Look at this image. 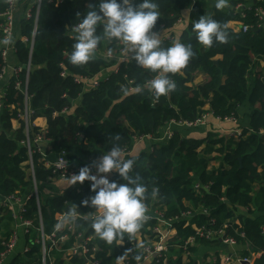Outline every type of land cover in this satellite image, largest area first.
Returning <instances> with one entry per match:
<instances>
[{
    "label": "trees",
    "instance_id": "16d2710c",
    "mask_svg": "<svg viewBox=\"0 0 264 264\" xmlns=\"http://www.w3.org/2000/svg\"><path fill=\"white\" fill-rule=\"evenodd\" d=\"M153 2L158 5L160 13L153 29L157 33L171 31L183 13L190 12L189 22L179 37L162 41L161 46L168 48L180 42L191 45L194 53L180 72L168 74L176 84L175 91L158 100L147 88L156 73L138 67L131 57L127 62H118L117 69L99 79L97 86L89 91L84 89V80H95L118 61L93 57L84 65H72L68 59L76 42V33L74 37L70 36L73 27L87 14L90 6L99 4V0H43L37 26L34 18H24L22 36L28 42L18 41L15 51L21 66L29 62L32 65L27 86L29 106L34 111L29 138L34 141L42 133L33 122L45 118L48 128L44 138L51 147L47 156L65 153L82 162L99 161L114 146L123 151L131 149L134 142L143 137L160 139L162 130L171 123H194L206 114L214 118H240V108L247 106L249 126L241 127L240 138L213 134L203 140L187 138L184 135L187 128L174 126L173 136L168 141L152 140L150 152L144 151L132 158L134 166L129 175L139 177L146 186L147 206L159 201L158 206L164 211L166 220L181 217L190 209L186 204L203 207L210 216H196L191 222L193 226L209 227L211 219L215 220L218 230L227 225L226 236L237 240V246L243 251L242 257L256 255L252 264H264V69L256 73L252 70L256 59L264 60V26H260L257 15L258 9L264 11V0H254L241 14L217 9L212 17L208 16L201 1ZM7 8L8 3L0 1V16ZM201 16L214 19L223 26L228 34L226 43L214 42L210 47L199 44L192 25ZM231 22H241V31L229 28ZM1 23L3 19L0 17ZM244 26L249 27L247 32H243ZM97 34L102 37V25L98 26ZM97 50L100 54L117 58L122 48L117 41L102 38ZM3 67L0 55V76ZM199 73L208 79L202 85H191ZM24 79V75L19 78L23 83L21 89L16 88V80L11 81L4 108L0 110V198L16 194L30 197L23 220L33 222V229L25 235L28 251L16 256L11 264H42V245L36 241L40 239V230L46 238L52 237L56 233L57 217L67 215L69 211L76 214L75 223H72L75 230L65 232L70 240L62 244L61 250L47 243L53 248L47 264L52 261L53 264H66L64 251L73 245L79 234L95 236L98 257L104 264H113L114 258L128 250L127 246L135 241V236L129 240L125 235L127 245L117 247L115 241L110 245L95 235L91 222L96 211L82 205V201L94 195L91 182L72 185L61 195L43 198L40 210L38 208L34 183L42 190L60 179L46 167L45 155L39 151L33 154L34 175L30 173V157L24 144L27 141L26 124L21 119L26 104ZM138 88L141 90L137 91ZM15 121L21 125L17 130L13 126ZM116 134L121 137L119 141L114 139ZM214 152L218 153L215 160L220 161V167L210 169ZM109 180L126 183L115 172L111 173ZM197 184L200 185L198 189ZM153 189H158L155 197L152 196ZM157 220L151 217L149 226L154 228ZM14 222L12 213L1 207L0 262L12 238ZM175 228V243L195 235V229L185 227L184 223ZM213 243L219 244L220 241ZM111 250L113 254L109 256ZM190 252L193 253L194 248ZM70 264H83V261L76 257ZM159 264L183 263L169 260Z\"/></svg>",
    "mask_w": 264,
    "mask_h": 264
},
{
    "label": "clouds",
    "instance_id": "9594fccd",
    "mask_svg": "<svg viewBox=\"0 0 264 264\" xmlns=\"http://www.w3.org/2000/svg\"><path fill=\"white\" fill-rule=\"evenodd\" d=\"M227 0H217L215 7L223 9ZM158 5L153 0H99L73 27L76 33L75 43L69 54L72 65H84L94 55L101 39L117 41L123 45V50L130 54L140 68L156 73L155 78L147 83V88L158 100L176 89L175 82L168 74L180 72L194 55L191 45L175 42L171 47L161 46L160 33L153 31L160 13ZM79 16V14H78ZM102 25L103 34L98 35V26ZM192 31L199 44L210 47L214 42L226 43L228 34L223 26L214 19L201 16L193 23ZM4 44L10 43L4 40ZM141 89H137L140 91ZM116 134L114 139L120 140ZM134 160L122 159L118 146H114L103 154L98 162L82 167L78 174L71 176L72 185L91 182V192L94 195L82 201L85 207L93 208L98 213L91 222L95 235L102 241L112 244H123L125 235L131 240L141 229L146 219L145 199L147 188L139 177L129 175L133 169ZM95 168L96 174H92ZM118 173L126 183L110 182L109 173ZM158 194L153 189L152 196ZM76 207V206H75ZM75 213L69 211L61 223H75ZM132 249L116 258L117 264H124ZM135 259L139 261L140 257Z\"/></svg>",
    "mask_w": 264,
    "mask_h": 264
},
{
    "label": "built area",
    "instance_id": "2783aa9c",
    "mask_svg": "<svg viewBox=\"0 0 264 264\" xmlns=\"http://www.w3.org/2000/svg\"><path fill=\"white\" fill-rule=\"evenodd\" d=\"M42 2L43 0H38L37 3H35L34 7L32 9H29L25 15V18L28 20L34 18L36 26L38 23ZM7 3H8L7 11L4 13V15L0 16L3 19V23L0 24V44L3 43L4 40L6 39L9 40L13 36V28H12L13 14L17 8V0H9ZM257 15L259 17L260 26H264V11L262 9H258ZM248 30H249V27L247 26L243 27V32H247ZM70 36L74 37L75 32L71 31ZM24 42H28V40L25 39ZM118 45L119 47L123 49L122 44L118 42ZM32 51H33V43H32ZM0 55L4 62V67H3L2 75L0 76V80L8 76V86L0 93V110L4 108V101H5V98L8 92V87L11 81L16 80V88L21 89L23 83L19 81V78L22 75H24L25 77L24 79L25 88L23 90V93L25 94V97H26V104H25V109L21 115V119L26 124L25 133L27 135V141H24V144L26 145L28 149V154L30 157V161H29L30 173L33 176L34 175V167H33V161H32L33 154L35 151L41 152L40 143L44 142L46 139L44 138V132L38 135L34 139V141H31L29 138L30 122L34 115V111H32L29 106L27 86H28L29 79H30V73L32 71V65H31V62H29L25 66L15 67L13 71L8 75L7 50H3L0 53ZM106 59L114 60L116 58L109 54V55H106ZM117 60H119V62H127L129 59L123 58L121 60L120 59H117ZM256 60H260V59H256ZM263 67H264V63H263ZM91 80L92 79H90L89 81ZM85 81L86 80H84V82ZM77 82L80 83L81 81L77 80ZM97 82L98 81L94 82V86H97ZM207 117L208 115L206 114L202 116L201 118H199L198 120H196L194 123H171L168 125V127L171 128V126L173 125V126L184 127L187 129L201 128L207 125ZM216 119H218L220 123L230 124L232 126L227 131L228 137H234V138L241 137L242 130L240 127L241 123H240L239 118L235 116H230V117L228 116V117L216 118ZM172 136H173V132H169L167 136L160 138V139L155 140L152 137L148 136V137H143L141 139H137L135 143L137 141H144V140H150V141L154 140L159 143H165ZM121 153H122V159L127 160L129 159V156L131 154V149H124L123 151H121ZM94 162H98V161H89L82 165H73L72 161H70L69 155L62 153L58 155L57 160L51 165L47 166V168L53 170V173L57 174L60 180L71 181V176L78 174L82 167L91 166ZM93 173H96L95 168H92V174ZM34 185H36V183H34ZM195 187L196 189H198L200 185L197 184ZM34 195L38 201V208L40 210V199L37 194V190H36V194L34 192ZM29 198L30 197L28 196L23 197L18 194L12 195L11 197H7V198H0L2 199V202H0V208L4 207L7 211L12 213L13 218L15 220L19 219L21 221V225L24 228V230H27L26 234L30 233L31 230L33 229L32 221L23 220V214L26 211L25 208L27 206ZM158 204H159L158 200L152 203L151 206H147L145 203L146 212L149 211L150 208L154 206H158ZM163 214H164V211H162V208H161L159 213L151 216V217L158 218L156 222V226L154 228L149 226L151 217H148L146 215V219L143 221L142 227L146 226L147 234L150 238H152L151 239L152 243H149V245L140 246L139 242H137L136 235H135V241L129 243L127 246V249L128 250L132 249V252L129 254L128 258L124 261V264H159L161 261L166 263L167 261L170 260L169 255H171V249H174V248H179V250L182 251L183 254H185L187 257H190L193 255V253L190 252V249L193 248L197 243L201 241L209 242V241L219 240L222 244L228 245L230 247H235L238 245L237 240L234 237L226 236V229L228 228V226L226 225L223 229L218 230L216 228V222L214 219L210 220L209 227L206 226V227L198 228L196 225L195 226L192 225L191 222L195 219L196 216L200 214H204L206 217L210 216V212L204 209L203 207H200V208L190 207V209L187 212H184L181 214V217L179 216L171 220H166ZM65 216L66 215H59L57 217L58 223L62 224ZM94 217L95 216L93 215V218ZM159 223H164L168 226H174V227L176 225L179 226L181 223H184L185 227L191 226L193 229H195V235L188 238L184 242L182 240L178 244L175 242L172 243L173 245L164 244L161 241L158 242V240H156V236H154V234L158 232ZM74 230L75 229L72 223L63 224L62 227H60L59 229L56 227V233L52 237H48V238L45 237L43 230H40V239L38 241L42 245V254H43L42 264H47V258L49 257L53 249L52 247H54V249L56 250H61L62 244L70 240V236L66 234L65 232L74 231ZM262 232L264 235V227L262 229ZM58 235H61L59 239L57 238ZM241 236L243 237L244 235L241 234ZM17 241H18V238L16 234H13L10 242L6 245V251L1 255L2 259L7 254H9L15 249ZM48 242L52 243V247H48L49 246V244L47 245ZM126 245L127 243L123 242V244L121 245L117 244V247L126 246ZM27 251H28V248L26 249L25 252ZM98 252H99V248L97 246V241H96L95 236H87L85 234H79L75 238V242L73 243V245L68 250L64 251V255H65V259L70 262L72 261L73 258L78 257L83 261V264H104L103 259L98 257ZM112 254H113V250L109 252V256H111ZM136 256L140 257L139 261L137 260L133 261ZM243 263L251 264L252 260L250 258H243L242 256L240 258L237 257L234 259L233 254H228L225 256L224 259L222 258L221 264H243ZM52 264H53V261H52ZM113 264H117L116 258H114Z\"/></svg>",
    "mask_w": 264,
    "mask_h": 264
},
{
    "label": "crops",
    "instance_id": "0c3cea01",
    "mask_svg": "<svg viewBox=\"0 0 264 264\" xmlns=\"http://www.w3.org/2000/svg\"><path fill=\"white\" fill-rule=\"evenodd\" d=\"M0 1L8 2L9 0H0ZM37 1L38 0H17V8L13 14V24H12L13 36L9 39L10 43L0 44V53L3 50H7V53H8V56H7L8 75L13 71L15 67L21 66L20 61L18 57L16 56L15 44L20 40H24L22 36V21L25 18L26 12L29 9H32L35 3H37ZM197 1H201L205 4V7L208 12V16L212 17L214 11L217 10V8L215 7L217 0H193V3ZM252 2L253 0H227V6L219 10L223 12L235 11L236 14H241V12H244L250 6V4H252ZM235 3H237L236 6H234ZM189 19H190V12L183 13L180 19V22H178V24L173 29H171V31L160 33L161 42L165 40H169L170 38L177 39L179 37L180 31L189 22ZM228 26L229 28H231L232 30L236 32H239L242 29L241 22H231ZM171 35H173V37H171ZM93 57H100V58H103V60H107L106 55H103L102 53L100 54L98 50L95 51L92 58ZM116 57H117L116 59L121 60L123 58L129 59L131 56L130 54H128L122 49L121 54ZM118 62L119 60L116 61L115 62L116 64H114L113 66L105 69L97 78H95V81H99V79L104 78L108 76L110 73H112L113 71H115L119 65ZM263 63H264L263 60H256V62L254 63L252 67L253 72L256 73L260 71L262 68L264 69ZM207 79L208 78L204 74L199 73L194 77L191 85H202L203 83H205ZM95 81L86 80L84 82V89H86V91H89L92 88H94ZM7 86H8V76L0 80V93ZM206 109H208V107ZM248 114H249V110L247 106H243L240 108L239 110V117H240L239 119L241 123L240 127L248 128L249 126ZM13 126H14V129L17 130L20 128L21 125L19 122L15 121L13 122ZM33 126L39 128L40 131L42 132H46L48 128L47 120L45 118H38L33 122ZM231 127L232 126L230 124L220 123L218 119L214 118L212 115H208L206 126L201 127V128L190 129V130L184 129L185 130L184 135H186L187 138H195V139H202V140L205 139L209 134L218 135L220 137H227V131ZM174 129L175 127L173 125L171 126V128L166 126L162 130L160 138L167 136L169 132L174 133ZM1 131L2 130H0V132ZM151 145H152V141L150 140L137 141L131 148V154L129 156V159H132L133 157L139 155L140 153L144 151L150 152ZM201 149L202 150L205 149V145ZM40 150H41V153L45 155L46 167L51 165L57 160L58 158L57 154L52 153L48 156L46 155L51 150V147H49V144L47 141L40 143ZM211 157L213 158V160L210 163V169L219 168L220 161L215 160L218 157V153L214 152ZM69 158H70V161H72L73 165H82L84 163L89 162V161L82 162L80 159H78L75 156L74 157L69 156ZM95 174L96 173H93V175ZM109 178H110V173L108 174V179ZM86 182H89V181H86ZM70 186H72L71 181L54 180L51 184L46 185V188L45 189L43 188L41 192H42L44 199L46 200L52 196L61 195ZM0 202H2V199H0ZM186 205L191 207L190 204H186ZM159 212H160V208L158 206H154L150 208L149 211L146 212V215L148 217H151L152 215H156ZM97 214L98 213H95L94 216H96ZM241 214H245V213L242 212ZM141 229L143 230L141 231ZM141 229L136 234L137 242H139L140 246L149 245V243H152V240H151L152 238L148 236L146 226L142 227ZM12 230H13L12 233L16 234L18 238L16 247L12 252L7 254L2 259L0 264H11V262L16 256L23 254L28 248L26 239H25L26 234L25 235L23 234L24 228L22 227L21 221L19 219L15 220ZM176 235H177L176 228L174 226H168L164 223L158 224V232L154 234L158 242L161 241L162 243L169 244V245H173L172 243ZM36 241H38V239ZM209 242L211 243L209 245H204L202 244V242L197 243L193 247L194 252H193V255L190 257H187L185 254H183L182 251L179 250V248L171 249V255H169L170 261L180 260L182 261L183 264H190L192 262L194 264H216L218 262L221 264L222 258L224 259L225 256L228 254H233L234 259L237 257L240 258L241 256H243L242 248L239 246L230 247L228 245L222 244L221 242L219 244L213 243L214 241H209ZM256 257H257L256 255H251L250 259L252 260V262L256 259ZM66 264H70V261L67 260Z\"/></svg>",
    "mask_w": 264,
    "mask_h": 264
},
{
    "label": "rangeland",
    "instance_id": "374dc122",
    "mask_svg": "<svg viewBox=\"0 0 264 264\" xmlns=\"http://www.w3.org/2000/svg\"><path fill=\"white\" fill-rule=\"evenodd\" d=\"M133 141H135V139H134ZM33 190H34L35 194H36V190H37V194H38V196H39V199H40L41 201H43V198H44V197H43V195H42L41 190L38 189L37 185H34ZM40 196H41V197H40ZM26 231H27V230H24V231H23V234H24V235L26 234Z\"/></svg>",
    "mask_w": 264,
    "mask_h": 264
}]
</instances>
